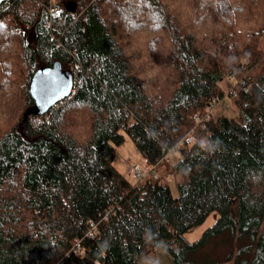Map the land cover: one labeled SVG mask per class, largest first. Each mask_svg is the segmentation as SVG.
<instances>
[{"label": "trees", "instance_id": "trees-1", "mask_svg": "<svg viewBox=\"0 0 264 264\" xmlns=\"http://www.w3.org/2000/svg\"><path fill=\"white\" fill-rule=\"evenodd\" d=\"M0 25V264H140L156 249L196 264L227 226L256 237L249 264H264V0H12ZM55 62L73 88L40 111L30 81ZM225 77L239 118L214 106L194 126ZM124 133L157 177L114 166Z\"/></svg>", "mask_w": 264, "mask_h": 264}, {"label": "rangeland", "instance_id": "rangeland-1", "mask_svg": "<svg viewBox=\"0 0 264 264\" xmlns=\"http://www.w3.org/2000/svg\"><path fill=\"white\" fill-rule=\"evenodd\" d=\"M232 78L225 77L222 80L224 87V96L215 104L213 115H225L229 117L239 118V112L229 95L230 83ZM177 158V152L169 154L168 158L160 164V171L165 173V168L173 163ZM132 162L144 164V158L134 145L132 139L124 133L122 143L115 147V156L113 159L114 166L123 174L131 178L129 173V165ZM173 195L177 194L175 182L179 180L178 175L169 174L166 176ZM217 211H211L206 219L195 225L183 234L184 239L191 242L197 239L203 231L210 226L217 218ZM256 245V237L251 232L239 234L238 230H233L231 226H227L219 233L209 235L195 250L189 253V258L196 264H213L218 260H224L222 264H249L253 257V247ZM167 253V252H166ZM167 255V254H165ZM167 257V258H166ZM157 257L156 264H166V259H171L168 255L165 259Z\"/></svg>", "mask_w": 264, "mask_h": 264}, {"label": "water", "instance_id": "water-1", "mask_svg": "<svg viewBox=\"0 0 264 264\" xmlns=\"http://www.w3.org/2000/svg\"><path fill=\"white\" fill-rule=\"evenodd\" d=\"M5 1L12 0H0V5ZM65 6L71 12H75L77 9L75 2L67 1ZM73 82L71 72L63 69L58 62L37 69L32 75L29 86L30 93L35 101L34 108L43 111L67 97L72 91Z\"/></svg>", "mask_w": 264, "mask_h": 264}, {"label": "built area", "instance_id": "built-area-1", "mask_svg": "<svg viewBox=\"0 0 264 264\" xmlns=\"http://www.w3.org/2000/svg\"><path fill=\"white\" fill-rule=\"evenodd\" d=\"M53 10L50 8L48 9V13L50 14ZM74 81V80H73ZM241 84L244 86V89H246V84L245 81L242 80ZM229 93L231 92V84H230V89L228 91ZM221 98L219 97H214L213 98V104L211 105V107L209 109L206 110V112H204L203 115L200 116H196L195 117V125L197 124H202L204 122V120L208 117V115L210 114V111L213 109L214 105L217 104L220 101ZM193 127H191L188 132L185 134L184 138L186 139V141H191V139L193 138ZM182 139H179L172 147L168 148L165 155L163 157H166L168 154L174 152L179 145L181 144ZM156 164L150 166V167H142L140 164H138L137 162H132L130 163L129 167H128V171L130 173V175L132 176V178L134 179V181L136 183L142 181L146 176L148 175H152L153 177H157L158 173L155 170ZM105 217V216H104ZM97 231V225L96 222H94L93 220H89L88 221V229L86 231V235L89 237H94L95 233ZM80 241L81 238H75L74 240V250L77 251L80 249Z\"/></svg>", "mask_w": 264, "mask_h": 264}, {"label": "crops", "instance_id": "crops-1", "mask_svg": "<svg viewBox=\"0 0 264 264\" xmlns=\"http://www.w3.org/2000/svg\"><path fill=\"white\" fill-rule=\"evenodd\" d=\"M74 80V79H73ZM167 176V175H166ZM164 249H156L154 251H150L147 254H144L143 256H141V258L139 259V263L140 264H156L157 263V257L161 256V258L159 259H165V256H170V254ZM167 254V255H165ZM167 258V257H166ZM166 264H175L173 260L171 259H166Z\"/></svg>", "mask_w": 264, "mask_h": 264}, {"label": "snow or ice", "instance_id": "snow-or-ice-1", "mask_svg": "<svg viewBox=\"0 0 264 264\" xmlns=\"http://www.w3.org/2000/svg\"><path fill=\"white\" fill-rule=\"evenodd\" d=\"M3 27V25H0V28H2Z\"/></svg>", "mask_w": 264, "mask_h": 264}, {"label": "bare ground", "instance_id": "bare-ground-1", "mask_svg": "<svg viewBox=\"0 0 264 264\" xmlns=\"http://www.w3.org/2000/svg\"><path fill=\"white\" fill-rule=\"evenodd\" d=\"M51 7V6H50Z\"/></svg>", "mask_w": 264, "mask_h": 264}]
</instances>
